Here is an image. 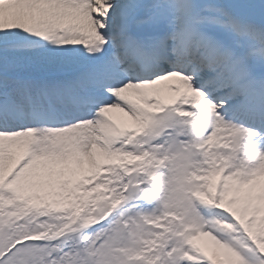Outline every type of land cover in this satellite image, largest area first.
<instances>
[{
  "label": "snow or ice",
  "instance_id": "obj_1",
  "mask_svg": "<svg viewBox=\"0 0 264 264\" xmlns=\"http://www.w3.org/2000/svg\"><path fill=\"white\" fill-rule=\"evenodd\" d=\"M0 264H264V0H0Z\"/></svg>",
  "mask_w": 264,
  "mask_h": 264
}]
</instances>
